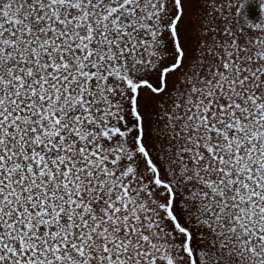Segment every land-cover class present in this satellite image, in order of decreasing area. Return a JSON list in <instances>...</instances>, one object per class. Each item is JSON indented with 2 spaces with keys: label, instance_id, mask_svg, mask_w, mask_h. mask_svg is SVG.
Here are the masks:
<instances>
[{
  "label": "snow or ice",
  "instance_id": "snow-or-ice-1",
  "mask_svg": "<svg viewBox=\"0 0 264 264\" xmlns=\"http://www.w3.org/2000/svg\"><path fill=\"white\" fill-rule=\"evenodd\" d=\"M0 264H264V0H0Z\"/></svg>",
  "mask_w": 264,
  "mask_h": 264
}]
</instances>
